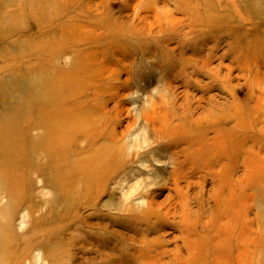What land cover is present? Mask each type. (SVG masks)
Wrapping results in <instances>:
<instances>
[{"label": "rangeland", "instance_id": "1", "mask_svg": "<svg viewBox=\"0 0 264 264\" xmlns=\"http://www.w3.org/2000/svg\"><path fill=\"white\" fill-rule=\"evenodd\" d=\"M0 22V125L26 78L77 69L62 104L103 134L0 168V264H264V0H12ZM109 136L93 181L75 164Z\"/></svg>", "mask_w": 264, "mask_h": 264}, {"label": "bare ground", "instance_id": "2", "mask_svg": "<svg viewBox=\"0 0 264 264\" xmlns=\"http://www.w3.org/2000/svg\"><path fill=\"white\" fill-rule=\"evenodd\" d=\"M10 3H12V0H8V1L7 0H5V1L0 0V8L1 9L2 8L8 9L10 6ZM20 14H21L20 9L15 11L13 14H11V13L10 14H3L2 19H4V20H1V22L18 18L20 16ZM1 22H0V24H1ZM3 40H5V39H3ZM46 57H47V55H46ZM4 59L6 61L8 60L7 58H4ZM44 59L46 60V58H44ZM47 59H48V57H47ZM2 61L4 63H7L3 67V69L4 68L9 69L13 65V64L12 65L10 64L11 66H8L9 65L8 63L10 62L9 60H8L9 62L8 61L6 62L4 60H2ZM85 63H83V64H85ZM35 67H37V66H35ZM35 67H34V70H37V69H35ZM77 78H78V70L76 69V70H73V72H70L67 74L64 73V74L59 75L57 77V79L54 81L51 79H46L45 76L41 75V77L37 78V79H34V78L33 79H27L26 78L25 81L27 82V80H28L27 83L22 82L21 84L17 85V88H19L21 93L26 92L29 94V98L26 99L24 108L20 107V108H17L15 111H11L9 109L6 112V114L4 115V117L1 118V121L3 124L0 125V158H1L0 159V168L4 172V176H3L4 182H9L10 171H11V169H13L15 167L14 161H13V154L14 153H21L22 152V153H26V154H34L35 155V153L37 152L38 154L43 155L46 158V160L49 163H51L52 161H58V160L62 159L64 157L63 153H65V151H69V149H70L69 147H68L69 149L67 148L66 150L61 149V146L64 147V144H66V140L72 141L74 146H77L76 144H78L77 143L78 139L82 138L84 141L85 139L90 138L89 141L91 142L92 147H94L99 141H101L103 139V138H101V137H103V134L101 133V130L99 128L98 120L96 118H94L96 112L93 108L88 109L87 111H82L79 114H72L71 109H72L73 105L71 107H69V106L65 107L64 104H62L64 101V98H65L64 94H66L63 92L65 90H66V92L69 91L70 90L69 86L76 83L78 81ZM10 85L15 88V84L11 83ZM71 94H73V93H71ZM72 100L68 104L72 103ZM68 104H66V105H68ZM78 106H75V108H78ZM38 130L42 131V135H40L41 137L38 138V140H33L31 137V134H33L32 131H38ZM116 133H118V132H116ZM125 134L126 133L124 132V138L126 137ZM127 135L130 136L129 134H127ZM27 141H28V145H27L28 147H26V145H25V143ZM115 141H116V138L109 136L107 139V142H105L104 144H101L97 148L91 149L90 155H88L87 158L82 160L83 163H84V161H89V162H86L84 165L75 164V163H78V162H76V160H74L72 163H74L76 166H78V168L83 169L84 171L89 169L92 172L91 173L92 174L91 180L93 179V181H96L99 178L101 179V181L104 180V179H102V177L106 173H108V171L110 172L111 168L107 172L105 170L106 173L103 171L105 173L104 175L99 174V172L101 171V169H103V167L105 165H107L109 163V161H110L109 154H111V149L113 148V146H115L114 145ZM87 145H88V143H87ZM123 145H124V143H123ZM123 145H122V147H125ZM67 146H68V144H67ZM70 151H71V149H70ZM75 153H76V151H75ZM38 154H37V157L39 156ZM78 155H80V154H78ZM72 157H74V156H72ZM43 158H41V159H43ZM41 159H40V161H42ZM25 163H27V162H25ZM41 164H43V163H41ZM72 166L74 167L73 164L71 165V167ZM75 168H77V167H75ZM48 170L51 171L50 174L52 172H53V174H52V178L48 179L47 183H49L50 185H52L53 188L58 190L62 186V183L64 184V182H62V179L64 176L63 175V169L58 164H55L54 167L46 165V166L38 169V171H40L42 173L48 172ZM68 172H70V171H68ZM71 173H68V174L70 175ZM25 175H27V172ZM73 175L71 174V176H69L67 178L69 179L72 177L71 179H73ZM77 175L79 176V174H77ZM67 178H66V180H67ZM84 180H85V178H84ZM86 182H88V181H86ZM88 183L94 184L92 181H89ZM65 184H67V183H65ZM72 184H73V182H72ZM92 184H91V187H92ZM26 185H28V184H26ZM43 187H45V186H43ZM95 187L96 186H93L92 189H94ZM89 188H90V186H89ZM96 189H98V188H96ZM66 191H67V189H66ZM66 191H65V193H66ZM67 192H68L67 195H69L70 191H67ZM89 193L92 194L93 192L91 191ZM60 194H63V193H60ZM65 199L67 200V198H65ZM21 201H22V199H21ZM62 201H63V199H62Z\"/></svg>", "mask_w": 264, "mask_h": 264}]
</instances>
